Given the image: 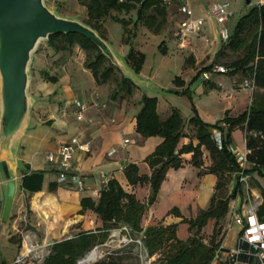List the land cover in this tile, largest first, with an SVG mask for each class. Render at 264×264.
I'll list each match as a JSON object with an SVG mask.
<instances>
[{
    "label": "crops",
    "instance_id": "crops-1",
    "mask_svg": "<svg viewBox=\"0 0 264 264\" xmlns=\"http://www.w3.org/2000/svg\"><path fill=\"white\" fill-rule=\"evenodd\" d=\"M185 1L192 7L194 17L206 18V31L204 28L200 34L193 35L189 44L181 47L175 33L180 22L185 19V15L179 11L183 0H171L169 4H165L167 20L160 32L155 34H165L166 36L167 25H172L177 46L182 50L187 49L189 52L183 59L180 74L175 75L173 79L175 82V78L179 77L183 81V85H178L170 90L173 91L172 94L175 97L182 94H177L176 91L187 89L185 86L191 79L201 77L211 87L206 89L205 94L207 96L215 94V97H211L210 100L201 101V99L200 102H194L187 94L190 100L186 112H183V109L173 100L147 94L139 85H143V82L135 81L136 87L128 93L120 88V81L115 77H111L105 82H97L88 68H84L86 81L82 82V92H78V94L74 91L71 78L66 81L63 79L64 77H57L56 82L46 83V88L51 86V89L47 93H43L47 101L45 113H42V110H40L41 112L36 111L42 93L28 92L32 104L27 125L15 145L3 157L8 161L12 179L16 184V191L9 221L3 225L0 232V264L12 263L16 256L23 252L22 238L25 234H28L32 241L43 245L44 249L47 247L51 251V246L55 241L74 237L81 232H98L100 228L105 227L102 216L91 206L84 205L82 202L84 198H89L96 204L99 202L104 189L102 178L105 174L109 175L111 179L117 180L125 191L135 194L141 202H147L150 195V184L145 181L132 184L126 174V167L135 164L138 167V175L150 176L152 168L146 159L164 140L160 135L145 136L137 129V115L143 106L142 97L144 94L157 97V111L161 119L169 117L173 109L180 111L185 126L184 135L180 139L177 151L190 142H193L194 145L198 143L195 138V130L189 123V119L195 114L193 105L202 120L210 124L221 121L227 114L237 116L250 107L249 95L253 90L240 86L241 82L248 79L249 76L243 69L234 70V67L229 66L231 62L226 61L224 55L230 52V48L221 39L219 33L221 24L211 16L210 12H207L201 0ZM202 1L211 11L212 5L220 0ZM225 2L228 1L225 0ZM162 46H164L163 53L168 54L170 50L167 43L164 42ZM127 53L123 50L116 54L124 62L128 72L132 74L136 71L126 62ZM218 64L229 67V74L234 79L230 86L224 90L221 89L220 93L216 94L213 87L218 86L212 81L211 75L216 72L214 67ZM143 68L144 65L140 72L136 73L142 75ZM203 71H210L209 79L203 76ZM42 82L39 81V84H43ZM75 99H79L89 106L85 111V120H78L74 115L73 101ZM162 106H164V111L161 110ZM166 106L168 108L165 110ZM88 119L92 121L88 122ZM222 125L226 131L229 124L223 122ZM192 130L194 134L190 132ZM216 131L219 129H212L213 134ZM237 132H241L243 135V144L237 143ZM73 136H79L83 141H88L91 144L90 152H77L73 160L74 171L80 172L83 176V189L61 180L57 167L49 163L46 157L49 152L56 150L60 143ZM231 138V147L241 153L247 151L245 131L241 127L234 128ZM125 139H129V142L126 143ZM202 149L203 165L201 167L192 163L193 152L190 151L181 154L184 163L180 168L168 170L155 202L147 207L142 217L144 228L150 225L176 224L178 236L183 240L188 238L190 235L189 224L182 220L195 218L202 209L209 206L218 180L216 174L207 170L212 164L210 152L205 147ZM252 166L251 162L247 165L249 169ZM36 170L45 171L42 187L38 190L26 188L23 185L25 175ZM3 192L6 196L7 183H5ZM175 207L178 208L179 213L172 210ZM125 225L121 224L110 230L109 237L105 242L100 243L104 250H119L121 253H126L130 248L128 245L135 244V242H131L124 246L120 245V237L126 236L124 232H121V235L112 241V230ZM214 226L215 219H210L201 235L203 236L206 230H213ZM181 228H183V234H180ZM131 234H133L132 228ZM135 234L136 237L143 236V232ZM204 241L208 242L209 240L204 237ZM143 248L153 262L163 255L160 251L149 255L145 244ZM26 264L39 263L35 258H31ZM211 264L224 263L212 260Z\"/></svg>",
    "mask_w": 264,
    "mask_h": 264
},
{
    "label": "trees",
    "instance_id": "trees-1",
    "mask_svg": "<svg viewBox=\"0 0 264 264\" xmlns=\"http://www.w3.org/2000/svg\"><path fill=\"white\" fill-rule=\"evenodd\" d=\"M81 3L87 7L88 11V21L85 23L99 31L104 39H106L105 34L101 29L104 28L106 18L109 16L123 24L124 36L131 32L129 20L119 15L121 12L135 10L136 19L133 21V27L141 23L154 33H159L167 20L166 6L162 0H81ZM124 40L127 44L132 43V39L128 37H124ZM48 41L59 51L77 44L87 52L89 57H94L87 61L85 66L92 71L97 82H105L120 73L115 78L120 81L121 89L130 93L136 87L134 81L126 77L88 37L75 32L56 33L51 34ZM226 46L233 51L244 50V55L232 61L229 66L234 67V70L243 69L249 77L254 76L255 89L258 88L263 92L254 97L246 111L237 116L227 114L215 124L202 120L193 105L195 114L189 119V123L195 130L198 143L194 145L190 142L178 151L177 147L184 135L185 126L180 111L173 109L169 117L161 119L157 111V97L144 94L143 106L137 115V129L145 136L160 135L164 140L146 159L152 168L150 176L138 175V167L135 164L126 167V174L132 184L144 181L150 184L147 202H141L135 194L125 191L117 180L111 179L107 188L102 190L97 204L89 198L82 200L84 205L91 206L102 216L105 227L100 228L98 232H81L74 237L55 241L51 246L50 254L42 264H77V261L95 245L105 242L113 227H119L121 224L130 226L134 233L143 232V241L149 255L159 251L163 253L156 264H211L221 240L222 221L228 211L229 203L241 187L238 180L241 167L230 146L234 128L239 126L245 131L247 158L253 165L246 172L252 175V181L256 175L264 177V5L253 6L240 17ZM125 58L134 71L140 72L146 61V54L140 49L131 47ZM208 68L205 69L211 70ZM41 75L48 81L58 80L56 76L50 75L45 70L41 72ZM175 83L183 85L179 77L175 78ZM188 91L187 88L176 92L188 94ZM189 96L192 98L191 94ZM223 122L229 124L226 131L222 125ZM214 128H218L222 134L221 146L218 145L212 132ZM202 147L210 152L212 158V164L207 170L216 174L218 180L209 206L202 209L195 218L182 220L189 224L188 238L183 240L178 236L176 224H158L144 228L142 217L147 207L155 202L168 170L180 168L184 163L181 154L190 151L193 152L192 163L201 167L203 165ZM44 174L45 171L42 170L32 171L25 175L23 185L32 190L40 189ZM234 178L236 182L233 190L225 194V188ZM172 210L179 213L176 207ZM260 214H264V203ZM210 219H215V226L209 241L205 242L201 232ZM165 247L169 248V251L164 249ZM121 254L119 250L113 251L92 264H123L119 257Z\"/></svg>",
    "mask_w": 264,
    "mask_h": 264
},
{
    "label": "rangeland",
    "instance_id": "rangeland-1",
    "mask_svg": "<svg viewBox=\"0 0 264 264\" xmlns=\"http://www.w3.org/2000/svg\"><path fill=\"white\" fill-rule=\"evenodd\" d=\"M226 1L230 2V7L234 11V15L231 17L229 25V30L232 35L240 17L251 10L257 0H251L250 4L247 3V0ZM44 2L51 10H53L60 16L69 18L74 17L84 23L85 21H88L87 7L81 3V0H44ZM201 2L204 4V8L207 10V12H210L207 4L202 0ZM119 15L124 16L127 20H129L132 30L126 36H124L125 30L123 24L120 21L115 20L112 16L107 17L104 28L101 30L105 34V38L108 44L117 54L121 53L123 50L129 52L131 47L144 51L146 54V61L143 68V74L139 75L138 73L133 72L132 76L135 81L143 82V85L139 83L138 84L140 85L142 90L146 91L147 94L159 96L161 98L166 97L169 100H173L175 104L179 105L183 109V112H186L190 100L189 96L187 94L177 93L179 96L177 95L174 97L172 94L173 91L170 90L178 86V84L175 83L173 79L175 75L180 74L183 59L189 53L187 49L182 50L177 46V42L174 39L175 37L173 35L174 27L172 25H167L166 36L165 34H155L153 33V31L151 32L144 24L141 23L136 27H133V21L136 19L135 10H132L130 12H121L119 13ZM204 31H206V28L204 29ZM133 32H135L134 35ZM124 37L132 39V43H125ZM48 39H42L39 42L36 50L32 54V59L29 65L30 84L28 92L33 94L42 93L38 109L36 110H42V113H45V103L47 102L46 98H44L45 96L43 93H47L48 90L51 89V86L49 85L50 88H46V83L50 84V82L41 75V72L44 70L48 71L50 75L56 77H64L63 79H65L66 81L70 80L71 78L74 91L78 94V92H82V82L86 81V77L83 72L84 68H87L85 66L86 62L94 58L89 57L87 52L77 44L71 46L69 49L59 51L55 48V46L49 44ZM163 41L166 42L169 47L170 52L168 54H164V46H160L163 45ZM243 55L244 50L233 51L232 49H230V52L227 55L225 54L224 56L226 61L232 62L239 57H242ZM229 72L212 73L211 79L218 86L213 87L215 88L214 93H220L221 89L224 90L227 86L231 85L234 78L231 74H229ZM119 75L120 73H118L117 76L113 77H118ZM39 81H43V84H39ZM220 85L222 86V88ZM164 87L166 89H163ZM185 87L189 88L188 94H191L194 102H200L201 99V101H205L206 99L210 100L211 97H215V94H210L209 96L205 94L206 89L211 87L208 86V84L205 83L201 77L191 79ZM262 92L263 90H259L258 88L250 92L251 94L249 95V103L251 104L254 97L256 95L259 96ZM163 108L164 106L161 107V110L164 111ZM167 108L168 106H166L165 110ZM41 115L43 116L45 114ZM190 132L194 134L193 130ZM236 141L238 144L244 143V137L241 132L236 133ZM235 182L236 178L229 182L228 187L224 190L225 194H229L233 190ZM252 185L256 191H258L259 189L264 195L263 176L256 175V178L252 181ZM228 212L229 211H227L225 218L222 221L223 223L221 226L222 229L220 234L221 237L224 233L226 225L229 222ZM239 228V225L233 224L227 237L228 245H236V238L239 232ZM211 230L212 229L206 230L210 232L207 233L205 231V234L203 235V237H205L207 240H209L212 235L213 230ZM180 234H183V228L180 229ZM132 236L136 237V234L133 232ZM135 244L128 245L130 246L128 252L122 253L119 256L123 264H156L155 261L153 262L150 260L145 249L141 245L137 243ZM164 249H167L169 251V248L167 247H165Z\"/></svg>",
    "mask_w": 264,
    "mask_h": 264
},
{
    "label": "built area",
    "instance_id": "built-area-1",
    "mask_svg": "<svg viewBox=\"0 0 264 264\" xmlns=\"http://www.w3.org/2000/svg\"><path fill=\"white\" fill-rule=\"evenodd\" d=\"M171 0H163L164 4H169ZM255 5L261 7L264 5V0H257ZM179 11L185 15V19L180 22L176 31L179 45L185 47L193 35L200 34L206 26L205 17H194V11L190 4L183 0L179 7ZM211 16L221 24L219 33L221 39L228 43L231 39L229 30L230 19L234 14L229 2L219 1L215 2L211 7ZM216 72L227 73L230 68L218 64L215 65ZM203 76L206 79L210 78V71H204ZM241 87H247L252 90L255 89L254 76L245 79L240 84ZM74 115L78 120H85V111L89 107L85 102L75 99L73 101ZM88 119V122H91ZM214 137L219 146L222 145V134L220 131L214 132ZM129 142V139H125ZM235 154L241 170L238 172V180L241 187L236 192V195L229 203V222L224 229V233L220 238L219 246L216 250L213 260L222 261L224 264H264V214H260V209L264 203V195L252 185V175L246 170L250 161L247 158V152H238L231 147ZM91 151V144L88 141H83L79 136H73L69 140L59 144L56 150L47 154L49 163L55 165L58 169L59 178L67 184H75L79 189L84 188L83 176L80 172L74 171L73 160L77 152L88 153ZM111 177L107 174L102 178L103 188H107ZM237 224L240 226L236 238V245H228L227 237L233 226ZM121 232L126 233L125 237H120L119 243L124 246L131 242H135L144 247L143 236L133 237L131 228L122 226L112 230V241H114ZM24 249L23 252L16 256L14 261L10 264H26L31 258H35L37 263H44L46 257L50 254V249L32 241L28 234L22 238ZM113 251H106L102 248V244L95 245L89 252L77 261V264H92L97 260L102 259L107 254ZM93 257L90 259V257Z\"/></svg>",
    "mask_w": 264,
    "mask_h": 264
},
{
    "label": "water",
    "instance_id": "water-1",
    "mask_svg": "<svg viewBox=\"0 0 264 264\" xmlns=\"http://www.w3.org/2000/svg\"><path fill=\"white\" fill-rule=\"evenodd\" d=\"M68 32L80 33L94 41L111 62L135 82L107 40L90 25L77 18L58 15L44 0H0V232L9 221L16 191L8 161L3 157L22 135L29 118L32 54L42 39ZM5 183L8 185L6 196Z\"/></svg>",
    "mask_w": 264,
    "mask_h": 264
},
{
    "label": "bare ground",
    "instance_id": "bare-ground-1",
    "mask_svg": "<svg viewBox=\"0 0 264 264\" xmlns=\"http://www.w3.org/2000/svg\"><path fill=\"white\" fill-rule=\"evenodd\" d=\"M93 257L91 256L90 259H92Z\"/></svg>",
    "mask_w": 264,
    "mask_h": 264
}]
</instances>
